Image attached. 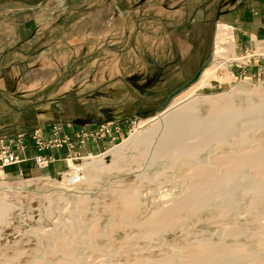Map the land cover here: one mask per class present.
Instances as JSON below:
<instances>
[{
    "label": "rangeland",
    "instance_id": "374dc122",
    "mask_svg": "<svg viewBox=\"0 0 264 264\" xmlns=\"http://www.w3.org/2000/svg\"><path fill=\"white\" fill-rule=\"evenodd\" d=\"M238 3L0 0V138L45 132L54 122L87 131L109 124L113 131L99 151L83 150L96 149L90 143L80 148L83 181L75 188L63 184V159L40 169L32 160L3 169L0 264L176 261L188 249L220 240L263 256L264 202L253 207L249 193L236 191V182L248 176L233 180L236 203L225 212L216 201L194 212L180 209L176 226L149 222L153 212L184 196L201 159L218 172V158L243 149V141L228 134L210 138L194 156L180 159L152 148L157 135L133 142L149 119L194 87L186 101L214 96L240 112L264 99V35L238 33L227 21L225 12ZM195 107L199 117L207 115V102ZM237 129L234 134L244 133ZM246 134L251 148L264 149V126ZM129 195L138 208L127 219Z\"/></svg>",
    "mask_w": 264,
    "mask_h": 264
},
{
    "label": "bare ground",
    "instance_id": "6f19581e",
    "mask_svg": "<svg viewBox=\"0 0 264 264\" xmlns=\"http://www.w3.org/2000/svg\"><path fill=\"white\" fill-rule=\"evenodd\" d=\"M208 71H210L209 68L205 70L204 74H207ZM196 90L197 88L194 87L184 96L175 99L172 105L162 113L149 119V121L146 120V123L151 122L150 126L140 130L138 134L136 133L137 136L133 138V142H150V139L157 135L159 140L150 143V145L152 144V148L160 149L163 152L174 153L178 159L194 156L197 149L203 148L210 138L216 139L222 137L223 139V136L227 134V139L236 137L243 141L244 146L240 151L233 150L230 155L220 156L221 158H218V160L215 158L218 161L215 163L221 166V170L218 171L220 173L215 172L213 166L204 164V162H207L205 159L204 161L201 159V168L198 167L201 170L199 169L198 174L194 176L193 181L195 182L188 188L189 190L187 189L184 196L178 198L177 203L173 204L170 209L153 212L152 218H149V222L154 228H168L178 225L175 217H177L176 212L180 211V209L182 211L184 210V212L186 210L194 212L207 205L209 206V204L215 205L217 201L216 206L218 211L225 212L236 203L234 202V198H231L232 190L230 187L232 184H235L233 180L239 177L243 180V178L245 179L248 176L247 181L236 182V191H240V194L249 193L252 197L250 204L253 207L260 206L264 202V149L258 147L256 142L254 144L257 147L251 148L250 141H247L248 135L246 134L248 131L264 126V99L261 98L259 101L249 102L247 109L240 112L228 103L220 104L221 102L219 103L214 96L210 98L208 95H205L201 100L193 98L192 100L186 101ZM200 101L208 103V113L204 117H199L196 113L195 106ZM237 126L239 127L238 129ZM234 129L244 133L239 134L238 132V134H234ZM189 138H198V141L195 140L197 141L196 143L189 144L187 142ZM214 142L220 143L222 141L218 139ZM232 144L234 143L230 145ZM69 163L71 165L75 164L71 161ZM78 165L83 169L81 162ZM247 171L249 174L246 173ZM242 174H245V176ZM62 178L63 184L65 185L64 177ZM217 195H221L222 198L216 200ZM136 200L137 197L130 195L124 199L125 209L123 210V214L128 217L127 219H130V214L135 212V207L138 208V202ZM234 234L236 233L234 232ZM236 243L238 244V242ZM258 243L264 248V233L261 235ZM237 244H231L232 246H229L225 242H221V240L218 243L206 242L198 247L196 246V249L191 248V250H186L176 261H173V258L172 260L171 258H164L161 260L157 259L156 261L147 260L144 263L140 262V264H264V254L263 256H261L262 254L257 255L255 252L250 251L249 247H242L240 244V246Z\"/></svg>",
    "mask_w": 264,
    "mask_h": 264
},
{
    "label": "built area",
    "instance_id": "2783aa9c",
    "mask_svg": "<svg viewBox=\"0 0 264 264\" xmlns=\"http://www.w3.org/2000/svg\"><path fill=\"white\" fill-rule=\"evenodd\" d=\"M108 125H101L96 130L87 131L71 123L54 122L47 127L45 132L42 128H35L28 132L19 131L2 137L0 138V173L7 166L29 160H32L36 168L40 169L63 159L67 166L62 174L64 183L70 189L75 188L83 180V169L78 165L77 160L85 158L76 149L77 146L87 140H98L101 137L110 136L113 131ZM30 145L36 151L33 156L25 154ZM53 148H65V156L57 157L49 152L55 150ZM69 161L75 164L71 165Z\"/></svg>",
    "mask_w": 264,
    "mask_h": 264
},
{
    "label": "crops",
    "instance_id": "0c3cea01",
    "mask_svg": "<svg viewBox=\"0 0 264 264\" xmlns=\"http://www.w3.org/2000/svg\"><path fill=\"white\" fill-rule=\"evenodd\" d=\"M239 3L232 9H229L225 12V17L227 21L234 25L236 29L239 30L238 33L247 34L250 33L251 35H264V0H238ZM235 50V46H234ZM71 132V131H70ZM109 139L108 136L102 137L98 140H87L82 145L77 146V150L81 152L80 148H85L87 143H90L91 146L95 145L96 149H88L87 147L83 150L86 152L92 151L97 152L100 150V146L103 147L104 140ZM35 148L30 145L28 150L25 152L27 156H33L36 151ZM55 150L49 151L53 153L57 157H64L65 156V148H53ZM48 151V150H47ZM29 163L28 161L20 163L24 166ZM54 163H58L57 161ZM54 163H51L53 165ZM12 165L10 167H17L19 165ZM55 164V165H56ZM60 164V162H59ZM21 169V168H19Z\"/></svg>",
    "mask_w": 264,
    "mask_h": 264
}]
</instances>
